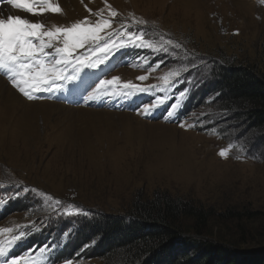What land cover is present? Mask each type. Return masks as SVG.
<instances>
[{"label": "rangeland", "instance_id": "374dc122", "mask_svg": "<svg viewBox=\"0 0 264 264\" xmlns=\"http://www.w3.org/2000/svg\"><path fill=\"white\" fill-rule=\"evenodd\" d=\"M56 1L52 4L58 12L32 15L10 9L48 28L94 20V13L107 15L111 5L121 18L148 21L142 26L146 39L159 41L162 36L181 48L169 46L168 54L145 49L146 69L123 66L109 78L155 84L169 67L185 66L191 60L197 67L183 75L201 82L192 86L193 109L181 127V123L147 120L132 111L103 110L101 101L86 104L81 97L75 107L26 101L1 78L30 103L19 102L0 79V182L35 191L23 194L21 188L12 210L0 218V227L46 216L51 201L40 196L41 191L65 207L73 204L92 213L88 218L51 219L14 248L36 256L41 246L61 241L68 229L81 241L90 234L83 227L93 219L128 214L136 202L160 193L208 212L202 231L207 242L226 245L236 254H263L264 128H258L244 110L221 106L219 79L213 72L219 66H243L264 81V0ZM185 51L202 59L185 56ZM159 61L164 63L149 72ZM145 74L146 81L136 79ZM181 221L190 232L184 236H195L193 219ZM82 222L86 223L80 226ZM94 237L86 249L85 244L72 247L78 243L74 237L61 242L51 257L64 264L69 251L77 254L84 249L85 256L75 264H110L96 255L102 239Z\"/></svg>", "mask_w": 264, "mask_h": 264}, {"label": "snow or ice", "instance_id": "6c2138e0", "mask_svg": "<svg viewBox=\"0 0 264 264\" xmlns=\"http://www.w3.org/2000/svg\"><path fill=\"white\" fill-rule=\"evenodd\" d=\"M11 9L22 10L32 15H39L45 11L58 12L59 8L52 4V0H4ZM109 11L104 15L103 11L94 13V20L85 18L71 23L69 26L48 27L41 22H32L18 14H6L0 11V72H3L11 84L28 100L37 98L67 99L68 85L81 80V74L85 69H98L107 66L111 60L123 49H148L153 52H170L172 49H180L181 45L173 40L159 41L146 39L147 33L142 26H147L148 21L135 18H121L119 13L108 6ZM185 56L192 53L185 51ZM145 63L147 60L145 59ZM164 61H159L155 67H160ZM197 65L191 60L181 67H169L158 77V83L145 84L132 81L121 82L119 77L110 79L100 78L91 91L80 94L84 103L100 101L104 98L125 100L132 99L139 94H149L154 91L164 95H156L150 103H144L139 109L146 118H151L154 112L168 99V93L178 84L187 81L193 87L201 82L186 77L183 74L190 72ZM87 74H85L86 82ZM138 81H146L148 75H140ZM191 89L185 87L175 95L165 119L175 116L182 101L187 98ZM47 94L41 96L40 94ZM63 93L61 97L59 94ZM217 95H219L217 93ZM71 103L72 101H68ZM203 123V121L201 122ZM184 127V124H180ZM241 151L243 148L241 147ZM220 156L225 155L221 150ZM239 158V157H237ZM23 189V194L34 192L23 184L17 186ZM45 200L51 201V211L42 219L30 220L26 224H14L11 227H0V264H50L49 257L60 247L61 242H67L71 238L72 229L63 233L61 241L45 244L39 248L36 256L17 255L9 257V251L18 242L25 240L30 235L39 232L51 220L56 218H70L92 215L91 210H83L79 206L68 204L66 207L61 200H53L43 191L38 193ZM22 192L17 190L9 199H17ZM7 200L0 198V206H4ZM92 243H95L93 241ZM90 245L85 244L86 249ZM64 264H73L71 259H66Z\"/></svg>", "mask_w": 264, "mask_h": 264}, {"label": "trees", "instance_id": "16d2710c", "mask_svg": "<svg viewBox=\"0 0 264 264\" xmlns=\"http://www.w3.org/2000/svg\"><path fill=\"white\" fill-rule=\"evenodd\" d=\"M213 73L219 79L216 90L221 95V106L244 110L258 128H264V81L256 72L227 65L217 67ZM182 218L193 219L195 236H184L190 232L183 228ZM208 220L209 214L202 208L155 193L136 202L128 214L93 219L83 227L90 234L82 236L81 242L100 236L101 250L96 255L102 261L110 260V264H264V251L236 254L226 245L202 239Z\"/></svg>", "mask_w": 264, "mask_h": 264}, {"label": "bare ground", "instance_id": "6f19581e", "mask_svg": "<svg viewBox=\"0 0 264 264\" xmlns=\"http://www.w3.org/2000/svg\"><path fill=\"white\" fill-rule=\"evenodd\" d=\"M56 1V0H55ZM243 1V0H242ZM57 2V1H56ZM243 2H245V1H243ZM250 4V3H249ZM0 11H3L4 13H5V15L6 14H20V13H18V12H16V11H13V10H11L10 9V6H8L6 3H4V2H2V3H0ZM211 72V71H210ZM0 79H1V77H0ZM2 80V79H1ZM3 81V80H2ZM3 84L5 85V83H4V81H3ZM5 87L9 90V88L5 85ZM0 92H2V91H0ZM8 92H10L13 96H16L15 98L19 101V102H21V103H23V104H27V103H30V102H25L22 98H20L13 90H9ZM36 103V102H35ZM36 104H38V105H46V106H48L49 105V103H47V102H38V103H36ZM54 104H56V103H54ZM42 108H44V107H42ZM162 127H166L165 125H161ZM250 147V146H249ZM12 210V209H11ZM48 223H50V222H48Z\"/></svg>", "mask_w": 264, "mask_h": 264}]
</instances>
